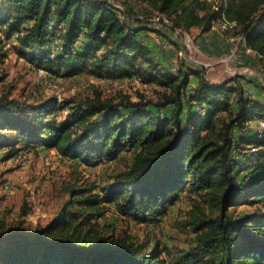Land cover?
<instances>
[{
  "label": "trees",
  "instance_id": "16d2710c",
  "mask_svg": "<svg viewBox=\"0 0 264 264\" xmlns=\"http://www.w3.org/2000/svg\"><path fill=\"white\" fill-rule=\"evenodd\" d=\"M137 1L141 16L109 0H0V30L32 65L54 75L139 79L160 97L0 96L4 160L42 146L94 167L134 152L132 164L101 187L66 183L69 197L49 223L10 229L0 220V264H264V128L256 123L264 122V102L238 76L214 84L184 61L172 71L155 59L148 34L173 39L147 19L157 16L172 32L207 34L217 19L213 2ZM228 16L264 58V0H229ZM1 45L0 64L7 57ZM188 193L199 197L185 221L195 243L173 256L159 242L121 237L98 222L113 207L149 225ZM242 206L252 211L231 213Z\"/></svg>",
  "mask_w": 264,
  "mask_h": 264
},
{
  "label": "rangeland",
  "instance_id": "374dc122",
  "mask_svg": "<svg viewBox=\"0 0 264 264\" xmlns=\"http://www.w3.org/2000/svg\"><path fill=\"white\" fill-rule=\"evenodd\" d=\"M109 1L123 12L134 16L142 15V7L137 0ZM159 19L156 16L147 21L156 26L161 25L171 35L173 40L167 41L168 48H160L172 71L177 70L179 61H184L203 72L211 83L218 84L238 76L247 83L256 84L261 89L258 94L264 93V58L249 55L225 62L231 53L226 41L227 48L224 47L220 54L211 55L204 52L203 42L199 40L196 29L191 32H172ZM188 37L193 40L192 58L185 44ZM0 42L2 50L7 53V57L0 64V72L5 77L0 83V96L11 92L13 97L29 101L55 99V89L51 85L56 82L61 89L62 99L84 98L96 91L117 99L127 96L133 101H139L143 97L144 101L156 102L160 98L153 85L145 84L139 79L101 78L92 73L63 76L50 74L46 69V73L42 75L39 71L41 68L26 61L16 51L17 41L14 37H8L0 30ZM59 45L60 40H55L51 47L57 50ZM244 70L247 71L238 74ZM234 72L237 74L234 75ZM246 82L245 87L243 82L241 86L250 94V87L253 86H248ZM65 114L60 113V118ZM133 156V151L124 152L115 161H105L92 167L65 159L56 150L42 146L39 149L25 148L10 160H4V151H0V220L10 229L34 228L38 223L45 225L57 215L68 199L66 183L86 186L96 184L101 187L109 183L117 173L127 169L133 162ZM197 201V194H183L166 216L149 225L138 223L132 217L122 216L113 207L98 222L107 232H114L121 237H133L139 242L147 239H151L153 243L159 242L162 248L167 247L171 252L170 254L167 251L163 256H173L195 243V234L185 226V221L189 219V212ZM251 211V208L242 206L231 213L241 215Z\"/></svg>",
  "mask_w": 264,
  "mask_h": 264
},
{
  "label": "built area",
  "instance_id": "2783aa9c",
  "mask_svg": "<svg viewBox=\"0 0 264 264\" xmlns=\"http://www.w3.org/2000/svg\"><path fill=\"white\" fill-rule=\"evenodd\" d=\"M209 1L213 2V9L214 11L217 12V19L214 21L211 31L215 33L217 36H219L222 40L226 41L230 46L229 50L231 53L229 55V58L225 59L224 61L228 62L232 58L242 59L249 55L260 56L256 51H254L248 46L246 35L237 33L240 24L236 19H231L228 16L229 0H209ZM165 23H169L167 19H165ZM51 28L52 27L50 26L49 29ZM155 40L160 46L168 48L167 42L165 40H162L157 36H155ZM192 43L193 40L191 38L189 37L186 38L185 44L190 51L191 58H192V50H191ZM39 71L42 75L46 73V70L43 68L39 69ZM246 71L247 70L238 72V74H242ZM233 74L236 75L237 72H234ZM51 86L53 89H55V97L57 101H61L62 92L60 87L56 82H52ZM197 111L201 113L205 112L203 106H197ZM256 123L259 125L260 128H264L263 121L259 120L256 121ZM6 188H8V186H6Z\"/></svg>",
  "mask_w": 264,
  "mask_h": 264
},
{
  "label": "crops",
  "instance_id": "0c3cea01",
  "mask_svg": "<svg viewBox=\"0 0 264 264\" xmlns=\"http://www.w3.org/2000/svg\"><path fill=\"white\" fill-rule=\"evenodd\" d=\"M198 34H199V40L203 42V44H202L203 50H204V52H207L208 54H211V55L220 54L224 47H226V48L228 47V44H225L226 42L224 40H222L219 36H217L215 33H213L212 31L207 33V34H200V32ZM148 35H149L148 39L151 40L153 44L157 45V48H156L157 52L154 53L155 59L157 61H159L160 63H162L164 66H168L169 62L165 61V58H167V57L165 55H163V53H161L160 47H162V46H160L157 43V41L155 40L156 34L153 32H150ZM167 50H169V49H167ZM193 80H195V81H193ZM241 82H243L242 84H244L243 86L245 87L246 80L244 78H241ZM191 85L193 87H195L197 85V80L195 78H192V84ZM247 85L253 86L252 88L250 87V92H251L250 95L252 97L257 98V99L262 100V101L264 100L263 99L264 93L258 94V92H260L259 90H261V89L258 86H256V84L252 85L250 83H247ZM255 90L256 91L258 90L257 93H255Z\"/></svg>",
  "mask_w": 264,
  "mask_h": 264
}]
</instances>
